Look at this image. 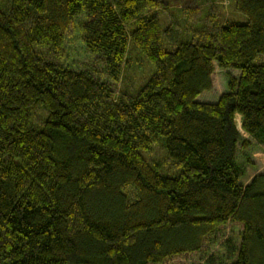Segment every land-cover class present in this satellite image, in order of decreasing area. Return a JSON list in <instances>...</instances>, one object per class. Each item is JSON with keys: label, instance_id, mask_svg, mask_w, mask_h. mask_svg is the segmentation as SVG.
Wrapping results in <instances>:
<instances>
[{"label": "trees", "instance_id": "trees-1", "mask_svg": "<svg viewBox=\"0 0 264 264\" xmlns=\"http://www.w3.org/2000/svg\"><path fill=\"white\" fill-rule=\"evenodd\" d=\"M9 1L0 264H264V175L240 181L264 148V0H232L244 21L219 0ZM132 47L154 67L137 92ZM216 68L227 93L199 102Z\"/></svg>", "mask_w": 264, "mask_h": 264}, {"label": "rangeland", "instance_id": "rangeland-1", "mask_svg": "<svg viewBox=\"0 0 264 264\" xmlns=\"http://www.w3.org/2000/svg\"><path fill=\"white\" fill-rule=\"evenodd\" d=\"M170 2H175V0H171ZM10 5L9 0H0V10L5 11ZM171 5V4H170ZM181 5V4H180ZM216 5L220 8L221 15L224 20L226 19H236L240 21H244L243 18H240L236 14L233 13V3L232 0H219ZM174 14V12H173ZM166 16H161L162 26L169 23L170 18ZM181 24V23H180ZM186 28L179 29V34H184ZM68 42H67V50H68V61H71L75 64H81L87 62L89 59L85 58V51L80 44L79 36L75 33V30L72 29L68 34ZM133 49V53H130V58L133 60L132 69L125 74L124 76V86L131 85L132 91L137 92L143 84L147 83L149 79L152 77L154 73L153 65L143 56V54L135 48ZM85 58V59H84ZM87 59V60H86ZM234 77L239 76V72L233 71L231 72ZM122 85V84H121ZM123 86V85H122ZM121 86H117L116 92L120 91ZM227 93V80L225 77V72L216 68V71L213 75V88L211 92L203 93L197 100L199 102L205 103H216L220 96ZM236 125L239 129L241 127V120L238 116H236ZM254 142L253 140H250ZM160 150V146H158ZM250 154V162L252 166H248L246 168L245 176L240 180L243 186L248 185L252 179L257 175H264V148L253 146L252 149L249 150ZM164 153L161 151L155 150V155L153 158L155 160L163 159ZM171 164V163H170ZM168 165V164H167ZM167 165L165 167L167 168ZM168 176L176 177L179 174V171L176 168L169 166ZM167 175V174H166ZM227 232V230H225ZM226 236V234H224ZM222 237V233L219 234V238Z\"/></svg>", "mask_w": 264, "mask_h": 264}]
</instances>
